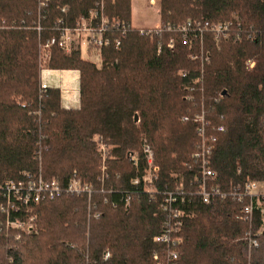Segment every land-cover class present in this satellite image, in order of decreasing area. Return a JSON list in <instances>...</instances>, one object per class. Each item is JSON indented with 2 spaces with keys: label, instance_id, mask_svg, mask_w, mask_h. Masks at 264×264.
Returning <instances> with one entry per match:
<instances>
[{
  "label": "trees",
  "instance_id": "1",
  "mask_svg": "<svg viewBox=\"0 0 264 264\" xmlns=\"http://www.w3.org/2000/svg\"><path fill=\"white\" fill-rule=\"evenodd\" d=\"M101 4L121 27L109 30L111 44L98 65L79 49L50 47L46 67L80 73L81 107L63 109L58 89L39 87L40 45ZM159 6V28L147 34L131 23V0H0V183L40 173L61 185L75 175L93 186L90 208L86 195L68 194L30 206L35 234L6 228L0 210V264H151L161 249L152 239L170 218L160 208L163 197L196 189L192 117L202 108L216 137L217 183L264 181V0H160ZM186 21H232L233 30L227 40L204 34L190 41L177 29ZM201 47L210 55L203 64L190 57ZM219 125L223 132L215 130ZM98 137L106 147L102 188ZM143 139L159 167L155 191L130 182L144 169ZM128 151L137 152L138 169ZM192 196L183 208L194 215L178 234L175 264H264V229L248 248L249 224L235 218L241 203H192Z\"/></svg>",
  "mask_w": 264,
  "mask_h": 264
},
{
  "label": "built area",
  "instance_id": "2",
  "mask_svg": "<svg viewBox=\"0 0 264 264\" xmlns=\"http://www.w3.org/2000/svg\"><path fill=\"white\" fill-rule=\"evenodd\" d=\"M44 1L42 0V5ZM102 7L101 4L99 9L90 10L89 15L78 20L73 27H60L58 36L51 37L40 47L45 50L57 45L61 50L70 53L73 50L74 43L77 44L75 48L79 49L80 44L85 42L88 49L98 54V59L100 60L101 49L111 44L108 36L109 30L121 27L119 22L111 21L103 14ZM59 23H61V20L58 21ZM232 24V21H186L177 29L181 30L185 37L189 36L190 41L192 39H200L202 41L204 34L212 35L215 40H227L232 34ZM145 28L148 30L147 34H150L152 30L158 29L159 25ZM238 35L239 33L237 32ZM119 44V40L116 39L114 45L117 47ZM168 46L172 48L173 42L171 40ZM190 57L192 59L199 58L201 64H203L208 62L210 55L209 51H204L201 47L199 54H192ZM39 87L40 89L48 88L44 82H40ZM188 99H190L189 96ZM182 120L188 121L189 117L184 116ZM192 120L196 124L197 141L192 153L194 167L189 165V168H195L194 179L190 185L195 184L196 189L194 192L190 191L185 195V192L180 188L177 190L179 192L178 196L173 192H168L163 197L160 208L164 212H168L170 218L163 232L152 239L155 244L161 246V249L152 252L151 264L176 263L178 259L177 246L180 241L178 234L182 230L185 220L192 218L194 215L187 208H183L190 203L191 198H187L188 194H193L192 203L209 204L213 199H229L232 203H241L235 218L244 220L249 224V228L245 232L248 248L257 246V235H260L264 229V190L258 188L259 181L229 182L226 187L218 184V174L211 167V155L216 137L208 133L209 121L206 120L203 108L200 113L192 117ZM215 130L223 132L224 127L219 125ZM98 150L102 160L100 165L101 173L98 180L102 188L107 174L104 163L106 149L100 137H98ZM140 153L144 161L143 172L141 177L132 178L130 182L133 185L142 183L145 190L155 191L154 182L158 179L159 167L155 163L152 147L145 139L141 142ZM126 155L138 169L137 152L128 151ZM92 193L93 186L75 175L61 185L57 179H46L40 173L38 175L26 174L20 180H9L2 184L0 183V197L3 200L0 210L4 213L6 228H15L24 233H31L36 228L35 216L28 214L30 206L37 205L45 200L54 199L62 194H68L71 196L86 195L89 203L88 207L90 208ZM129 205L130 197L124 196V209L127 210ZM94 216H97V214ZM256 218L258 220L257 224H255ZM255 225L256 228L253 230ZM105 256L107 257L108 254L106 253Z\"/></svg>",
  "mask_w": 264,
  "mask_h": 264
},
{
  "label": "crops",
  "instance_id": "3",
  "mask_svg": "<svg viewBox=\"0 0 264 264\" xmlns=\"http://www.w3.org/2000/svg\"><path fill=\"white\" fill-rule=\"evenodd\" d=\"M131 23L133 27L145 28L154 27L158 25V22L153 24L140 25L133 22L131 11ZM82 57V56H81ZM87 59L94 64H99V59L91 58ZM38 82H44L50 89H58L60 92V107L68 110H79L81 107L80 100V73L76 69H53L43 67L40 70ZM96 138V136H95Z\"/></svg>",
  "mask_w": 264,
  "mask_h": 264
},
{
  "label": "rangeland",
  "instance_id": "4",
  "mask_svg": "<svg viewBox=\"0 0 264 264\" xmlns=\"http://www.w3.org/2000/svg\"><path fill=\"white\" fill-rule=\"evenodd\" d=\"M159 1L160 0H131V11H132L133 22L136 24L145 25V24H153L159 21L158 22V25H159L160 23ZM76 45H77L76 43L73 44V49H78L77 47L75 48ZM79 51H80V55L83 58H91L94 60L98 58V54L95 51L88 49L85 42H82L80 44ZM63 52L66 54H69V52H65V51ZM50 54H51L50 49L44 50L41 47L39 48L38 61L42 62L43 67H46ZM258 188L260 190H264V181H261L258 183ZM34 222H35V228H36L35 231L31 233H26V234L31 235V234H35L38 232L37 223L35 220Z\"/></svg>",
  "mask_w": 264,
  "mask_h": 264
},
{
  "label": "water",
  "instance_id": "5",
  "mask_svg": "<svg viewBox=\"0 0 264 264\" xmlns=\"http://www.w3.org/2000/svg\"><path fill=\"white\" fill-rule=\"evenodd\" d=\"M134 120L137 121V115L134 116Z\"/></svg>",
  "mask_w": 264,
  "mask_h": 264
}]
</instances>
